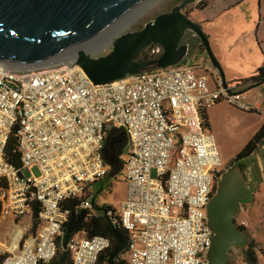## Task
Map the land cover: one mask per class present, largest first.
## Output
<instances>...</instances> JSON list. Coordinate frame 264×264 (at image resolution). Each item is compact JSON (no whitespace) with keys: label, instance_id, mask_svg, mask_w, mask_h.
<instances>
[{"label":"built area","instance_id":"1","mask_svg":"<svg viewBox=\"0 0 264 264\" xmlns=\"http://www.w3.org/2000/svg\"><path fill=\"white\" fill-rule=\"evenodd\" d=\"M219 102L239 111L251 108L241 91L223 87L209 61L181 62L106 84H93L73 62L50 59L24 67L0 61V264L53 259L68 217L62 203L83 199L91 184L105 179V139L121 131L126 148L119 176L126 185L116 212L129 233L126 260L208 264L214 233L206 206L223 161L201 113ZM15 126L18 169L4 158ZM79 203L91 210L87 199ZM234 221L244 232L248 228L237 214ZM108 244L103 237L76 235L66 249L73 264H96Z\"/></svg>","mask_w":264,"mask_h":264},{"label":"water","instance_id":"2","mask_svg":"<svg viewBox=\"0 0 264 264\" xmlns=\"http://www.w3.org/2000/svg\"><path fill=\"white\" fill-rule=\"evenodd\" d=\"M145 0H0V61L30 63L47 61L70 54L73 64L82 69L93 84H106L126 76L173 67L189 51L181 44L189 32L202 44L209 62L219 73L223 87L228 85L222 67L213 55L208 36L200 23L185 14L187 5L198 0H181L170 11L147 21L140 30L117 35L110 40L107 54L92 55V46L121 17ZM162 53L147 61L138 56L149 46ZM253 84L248 89L258 87ZM125 132L105 139L108 146L124 142ZM126 145H124V149ZM240 167L233 166L217 181L206 206L207 223L213 231L208 264H226L231 248L242 247L246 232L235 225L239 205L250 198Z\"/></svg>","mask_w":264,"mask_h":264},{"label":"rangeland","instance_id":"3","mask_svg":"<svg viewBox=\"0 0 264 264\" xmlns=\"http://www.w3.org/2000/svg\"><path fill=\"white\" fill-rule=\"evenodd\" d=\"M180 1L181 0H156L152 5H150L149 9L142 16H138V18L128 28L120 29L112 33L108 32L105 38L103 37L101 39L99 46H97L98 44L95 45L94 48L89 49L88 52L92 55L107 54L110 49L108 47L110 40H113L119 34L134 31L136 29L139 30L147 21L152 20L155 16L170 11V9L179 4ZM263 8L264 0H205L201 4L196 3L187 6L190 20L200 24L210 21L209 24L205 26L206 30L213 34L212 41L216 42L215 45L218 46V44H221L224 48L223 51L228 55L230 63L233 61V53L238 50L246 49L247 43L252 42V38L257 28V19L259 14L263 11ZM261 36H264L263 25H260L259 28L258 37L260 38ZM57 59L60 63L72 62L69 58L65 59L64 56L58 57ZM43 63L44 62H33L32 64L27 63L23 66H39ZM252 121H255V119L249 118V121L246 122V125H248L246 133L239 131L234 126L227 130V137L222 139L219 145H217L223 162H226L240 154L250 138L255 135L252 133L250 128ZM112 136H118V133L114 132L110 134V137ZM262 155L263 153L259 150L257 156L261 158ZM258 157L252 154L241 160L240 164H242L245 169H248L249 167H255L258 169ZM226 163L231 165L233 161ZM32 172L35 176L38 175L36 169L32 168ZM259 174L264 178V172L261 171ZM24 175H27V172H24ZM152 176H155V172H152ZM109 182L112 184H110L109 188H104L99 203H105L107 205H111L113 208H117L118 203L124 198L126 184L122 181L119 175L111 179ZM86 195H88V192H86ZM30 232H33V228ZM0 239L4 241L3 237H0ZM8 239L9 238L6 235L5 241L8 242ZM235 251L236 254L232 253L230 255L229 262H232L234 257H237V255L242 254V250L238 248L234 249V252Z\"/></svg>","mask_w":264,"mask_h":264},{"label":"crops","instance_id":"4","mask_svg":"<svg viewBox=\"0 0 264 264\" xmlns=\"http://www.w3.org/2000/svg\"><path fill=\"white\" fill-rule=\"evenodd\" d=\"M258 19L257 27L259 24ZM209 22L202 24L203 30L208 34V41L213 51L212 53L222 67L225 82L228 85L227 87L237 88L243 93L245 101L251 105L249 111H239L237 108L219 102L205 112L207 117L205 127L215 135V140L217 145H219L221 140L227 137V130L232 126L239 131L246 133L248 127L246 122L249 121V118L255 119V121H252L250 124L253 134H256L264 124V82L258 87L250 89H248V87H242L240 84L244 79L256 75L260 67L264 66V36H261L260 38L258 37L260 42L259 46L257 44V30H255L252 42L247 43L246 49L238 50L233 53V61L230 63L228 55L223 51L224 48L221 44H218V46L215 45L216 42L212 41L213 34L206 30L205 26H207ZM196 51L197 50H194L189 55L187 54L182 60V63L186 61L191 63L209 61L206 57L205 51L200 54ZM95 55L97 56L100 54ZM217 74L220 77L218 72ZM209 84L211 88L215 86L214 77L210 78ZM259 150L263 153L261 158L257 156ZM254 155L258 157L259 168L256 169L255 167H249L246 169L245 179L249 187L248 189L250 191L251 200L245 205L247 211L242 214V218L247 220L248 228L245 231L247 238H250V240L256 244V264H264V178L259 174L261 171L264 172V141ZM232 159L233 158L226 162H230ZM100 197L101 196H98L96 201L99 205L102 204L99 203ZM77 236L81 235L79 234ZM236 248L243 250L242 247H235V249ZM231 252H234V250L232 249ZM243 256L242 252V254L234 257L232 260V262H234L233 264H247L244 261Z\"/></svg>","mask_w":264,"mask_h":264},{"label":"trees","instance_id":"5","mask_svg":"<svg viewBox=\"0 0 264 264\" xmlns=\"http://www.w3.org/2000/svg\"><path fill=\"white\" fill-rule=\"evenodd\" d=\"M258 27L257 30V44L260 46V42L258 40L259 36V28L260 25H263L264 28V8L263 11L259 14L258 19ZM264 57V53H263ZM150 60L145 57L141 61ZM140 61V60H138ZM264 82V66L260 67L257 71V74L244 79L240 82L242 87H250L253 84H259ZM202 122L204 127L206 126V114L201 113ZM15 130H17V126H15L14 130H12L11 135L9 137L7 147H5L4 158L10 163V165L20 168V155L18 152V144L16 141V137L14 136ZM264 141V124L258 130V132L254 135V137L250 138L248 143L245 145L243 150L233 158L236 162H240L241 160L247 158L250 155H254L261 143ZM105 154L103 155L104 162L109 166L108 173L104 180L98 181L89 186L88 195L82 199H72L65 200L62 203V208L67 212L68 217L66 218V222L62 225V237L60 241L58 240V247L55 251L54 257L50 262H40V264H73L71 260L70 253L66 249V244L76 235H81L84 238H91L93 236L106 238L109 242L108 246L100 252L97 257L96 264H129L125 258V252H127L128 245V235L129 233L120 225L118 221V216L116 212V208H113L111 205L107 204H98L97 198L101 196L105 187L110 186L109 181L116 176L120 175L122 162L119 160V156L125 151L123 148L119 153L115 152L116 150L108 146L106 148ZM106 185V186H105ZM87 199L91 204V210H84L80 208L79 202L81 200ZM39 214L38 206L34 208V216L35 219ZM35 224L33 226V232H35ZM255 244L250 243L248 241L242 246L245 248L243 251V259L247 264H256V252L254 248ZM226 264H233V262H229V257L227 256Z\"/></svg>","mask_w":264,"mask_h":264},{"label":"flooded vegetation","instance_id":"6","mask_svg":"<svg viewBox=\"0 0 264 264\" xmlns=\"http://www.w3.org/2000/svg\"><path fill=\"white\" fill-rule=\"evenodd\" d=\"M205 0H198V1H195L194 3L192 4H196V3H203ZM191 4V5H192ZM190 5V4H189ZM187 5V6H189ZM187 6L185 8V14L188 16V10H187ZM189 17V16H188ZM142 28V27H141ZM140 28V29H141ZM139 29V30H140ZM138 30V29H136ZM181 44H188V47H189V51L187 52V54L189 55L192 51L194 50H197L196 52L197 53H201V52H204V48L202 46V44L200 43L199 39L197 37H195L194 35H192V33H189L187 32L182 41H181ZM162 53V48L160 46H156V45H151L149 46L146 50H144L139 56H138V60H143L145 57H147L148 59H152V58H156L158 57L160 54ZM197 56V55H196ZM112 137H115V136H112ZM124 142H116L114 145L110 146L111 148L115 149L116 153L119 151H121L123 148H124ZM233 161V163L231 165H229L228 163L226 162H223V168H222V171H221V175L223 176V174L228 171L231 167L233 166H238L240 167L241 169V172L243 173V176L246 177V169L242 166V164H240V162H236V160H231V162ZM251 200V196L250 198L246 201V202H243L239 205V208L237 210V217H242V214L245 213L247 211V208H246V204ZM246 241L250 242V243H253L255 244L253 241L250 240V238H247ZM256 245V244H255ZM245 248H243L242 252L244 251ZM254 250L256 251V247L254 248ZM232 253H235L236 252H231L229 254V257ZM244 255V254H243Z\"/></svg>","mask_w":264,"mask_h":264},{"label":"bare ground","instance_id":"7","mask_svg":"<svg viewBox=\"0 0 264 264\" xmlns=\"http://www.w3.org/2000/svg\"><path fill=\"white\" fill-rule=\"evenodd\" d=\"M155 1L156 0H145L140 5L138 4L126 16L121 17L106 32H103L101 34V36L97 39V41L92 46L88 47L87 49L89 50L91 48H94V46L97 44H98L97 46H99V44L101 43V39L103 37L105 38V36L108 34V32L112 33V32H116L120 29L128 28L138 18V16L139 17L142 16L149 9L150 5H152ZM63 56L65 57V59L69 58L70 60H73V57L70 54L63 55ZM55 60H57V58H55ZM47 61H49V60H47ZM47 61H41V62H47ZM16 63H19V62H16ZM30 63L32 64L33 62H30ZM19 64L26 65L27 63H19ZM19 235H20V231L17 232L16 236L18 237Z\"/></svg>","mask_w":264,"mask_h":264}]
</instances>
